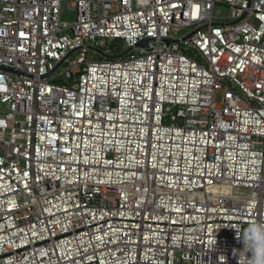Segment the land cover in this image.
<instances>
[{"label": "built area", "instance_id": "1", "mask_svg": "<svg viewBox=\"0 0 264 264\" xmlns=\"http://www.w3.org/2000/svg\"><path fill=\"white\" fill-rule=\"evenodd\" d=\"M260 217L264 0H0V264H238Z\"/></svg>", "mask_w": 264, "mask_h": 264}, {"label": "clouds", "instance_id": "2", "mask_svg": "<svg viewBox=\"0 0 264 264\" xmlns=\"http://www.w3.org/2000/svg\"><path fill=\"white\" fill-rule=\"evenodd\" d=\"M237 235L243 242L242 249L233 250L239 256L238 264H264V217L250 220Z\"/></svg>", "mask_w": 264, "mask_h": 264}, {"label": "water", "instance_id": "3", "mask_svg": "<svg viewBox=\"0 0 264 264\" xmlns=\"http://www.w3.org/2000/svg\"><path fill=\"white\" fill-rule=\"evenodd\" d=\"M164 42L166 44H169L171 42H177V41H173V40H164ZM147 43H148V39H143L142 41H140L137 46H140V47H146L147 46ZM85 49L86 50H89V51H93L95 52L98 56H100L101 58H105V59H118V58H121L123 56H125L126 54H128L129 52L132 51V48H127L125 49L122 53L120 54H116V55H109V54H106L104 53L103 51H101L100 49L98 48H95V47H92V46H85ZM80 49H75V50H72L70 51L55 67L54 69L48 74L51 75L52 73H54L56 70H58L66 61V59L71 56L74 52L78 51Z\"/></svg>", "mask_w": 264, "mask_h": 264}, {"label": "rangeland", "instance_id": "4", "mask_svg": "<svg viewBox=\"0 0 264 264\" xmlns=\"http://www.w3.org/2000/svg\"><path fill=\"white\" fill-rule=\"evenodd\" d=\"M61 14H60V19L62 21H65L67 23H71L74 19V15H75V8L72 6V3L69 1H63L61 2ZM110 48L112 49V51H114L115 49H122V42L120 40H114L112 41ZM93 56L94 59H100V57L98 55H95L92 52H87V57Z\"/></svg>", "mask_w": 264, "mask_h": 264}]
</instances>
